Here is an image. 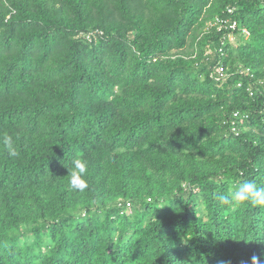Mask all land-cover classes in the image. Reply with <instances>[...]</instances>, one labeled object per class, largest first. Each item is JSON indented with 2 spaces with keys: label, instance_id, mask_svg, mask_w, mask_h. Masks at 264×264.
<instances>
[{
  "label": "trees",
  "instance_id": "trees-1",
  "mask_svg": "<svg viewBox=\"0 0 264 264\" xmlns=\"http://www.w3.org/2000/svg\"><path fill=\"white\" fill-rule=\"evenodd\" d=\"M218 17L250 32L223 54ZM246 179L264 186V0H0V264H264V209L217 200Z\"/></svg>",
  "mask_w": 264,
  "mask_h": 264
},
{
  "label": "clouds",
  "instance_id": "clouds-1",
  "mask_svg": "<svg viewBox=\"0 0 264 264\" xmlns=\"http://www.w3.org/2000/svg\"><path fill=\"white\" fill-rule=\"evenodd\" d=\"M2 144L8 155L13 157L19 155L11 136H4ZM68 169V188L72 191L82 192L86 190L88 187V162L81 158H75ZM217 200L221 204H231L233 206L250 203L254 207L264 209V186L258 185L254 180L246 179L236 184L226 194H218ZM252 264H260L259 258L253 256Z\"/></svg>",
  "mask_w": 264,
  "mask_h": 264
},
{
  "label": "built area",
  "instance_id": "built-area-1",
  "mask_svg": "<svg viewBox=\"0 0 264 264\" xmlns=\"http://www.w3.org/2000/svg\"><path fill=\"white\" fill-rule=\"evenodd\" d=\"M228 14H233L235 9L228 8ZM209 28H215L218 32L223 33V37L221 39V47L219 48V53L223 54V46L227 43H235L238 39V34L243 35L246 39L250 36V32L247 29H243L239 31V26L236 20H232L231 18H221L218 17L214 22L210 24ZM83 37H85L88 41H92L93 39H97L99 36H103L102 31H93L89 33H83ZM249 72V69L247 70ZM211 78L215 81L221 82L226 81L229 78V74L227 72V68L224 65H217L213 72L211 73ZM235 117H239V113L234 114ZM232 131L237 133V127L235 122H233ZM128 206H130L128 204Z\"/></svg>",
  "mask_w": 264,
  "mask_h": 264
}]
</instances>
